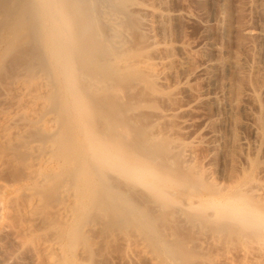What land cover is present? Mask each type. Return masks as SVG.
<instances>
[{
	"label": "bare ground",
	"instance_id": "bare-ground-1",
	"mask_svg": "<svg viewBox=\"0 0 264 264\" xmlns=\"http://www.w3.org/2000/svg\"><path fill=\"white\" fill-rule=\"evenodd\" d=\"M142 25L123 0H0V172L22 185L15 198L24 201V227L42 228L47 264H73L71 257L85 264H128L135 236L166 264L195 263L191 231L175 221L172 199L164 192L171 194L168 165L157 164L154 172L155 163L146 161L163 165L165 151L151 141L141 117L131 116L140 121L133 124L126 116L131 108L123 100L126 77L154 74L152 62L127 64L121 58L130 35L132 41L145 38ZM200 201L188 205L191 216L185 213L192 224L206 214L224 220L236 207L232 219L250 237L253 227L263 225L252 210L255 202L243 209L232 200L225 212L218 205L214 214L221 216L214 217L200 212ZM229 220L209 226L213 233L231 234L237 228ZM137 251L138 259L147 257Z\"/></svg>",
	"mask_w": 264,
	"mask_h": 264
},
{
	"label": "rangeland",
	"instance_id": "rangeland-1",
	"mask_svg": "<svg viewBox=\"0 0 264 264\" xmlns=\"http://www.w3.org/2000/svg\"><path fill=\"white\" fill-rule=\"evenodd\" d=\"M123 2L143 20L145 38L142 41L134 38L133 42L130 35V41L123 44L122 60L127 64L152 62L155 65L151 76L140 80L129 73L126 77L124 90L133 94L129 99V94L126 92L125 96L123 92V100L131 103L126 116L130 115L128 118L133 124L141 117L142 123L138 122L144 123V131L152 135L151 141L162 146L161 152L165 151L163 165L156 163L159 160L146 161L155 163L151 164L154 172L159 169L155 167L157 164V167L168 165L164 168L170 179L167 178L169 185L165 186L175 202L169 191L164 192L176 208L171 207L176 212L175 221L181 228L186 224V232L191 231L188 233L190 240L193 239L191 244L198 251L194 264H264V0ZM138 92L142 93L139 95L142 99ZM135 94L140 102L134 99ZM182 171L189 177L184 178ZM177 173L182 175L178 177ZM180 177L187 181L183 182ZM172 180L176 188L170 183ZM177 183L181 184L180 189ZM21 188L20 183H10L0 172V264H47L46 249L39 234L42 228L24 227L21 217L24 201L15 198ZM198 198L204 208L200 212L207 211L213 216H221L214 214L218 205H224L225 212L232 202L241 208L255 202L254 209L250 205L249 208L254 210L257 222L261 221L258 225H263L258 231L253 227L256 233L250 237L243 231L241 221L232 219L238 211L231 205L233 213H228L232 220L219 211L227 218H213L212 214L208 218L206 214L201 222L193 219L192 224V219L186 217L192 212L188 205ZM248 210L251 213L245 212L252 214ZM247 213L245 218L250 217ZM193 214L200 216L197 212ZM240 216L237 218L242 220ZM203 218L209 220L204 223L208 229L202 228ZM227 219L237 231L212 232L210 226L216 224L212 220L227 223ZM127 232L122 233L127 236ZM134 239L128 246L132 250L128 264H166L148 250L140 236ZM135 251L146 253L148 259H138ZM71 261L85 264L78 257H71ZM111 261L110 264H116Z\"/></svg>",
	"mask_w": 264,
	"mask_h": 264
}]
</instances>
